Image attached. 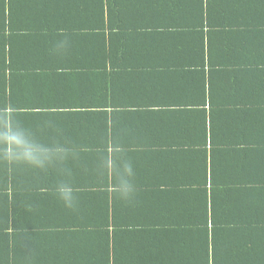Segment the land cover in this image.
Wrapping results in <instances>:
<instances>
[{"label":"crops","instance_id":"crops-1","mask_svg":"<svg viewBox=\"0 0 264 264\" xmlns=\"http://www.w3.org/2000/svg\"><path fill=\"white\" fill-rule=\"evenodd\" d=\"M1 228L3 264H264V0H0Z\"/></svg>","mask_w":264,"mask_h":264},{"label":"trees","instance_id":"trees-1","mask_svg":"<svg viewBox=\"0 0 264 264\" xmlns=\"http://www.w3.org/2000/svg\"><path fill=\"white\" fill-rule=\"evenodd\" d=\"M6 234H7V229L1 228L0 229V264H3L2 257H3V253L5 249L10 252V241L11 240H9V238H7L8 242L5 240Z\"/></svg>","mask_w":264,"mask_h":264}]
</instances>
